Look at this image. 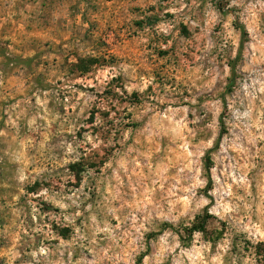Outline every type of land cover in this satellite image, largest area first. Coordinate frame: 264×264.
Masks as SVG:
<instances>
[{
  "label": "rangeland",
  "instance_id": "rangeland-1",
  "mask_svg": "<svg viewBox=\"0 0 264 264\" xmlns=\"http://www.w3.org/2000/svg\"><path fill=\"white\" fill-rule=\"evenodd\" d=\"M0 264H264V0H0Z\"/></svg>",
  "mask_w": 264,
  "mask_h": 264
},
{
  "label": "trees",
  "instance_id": "trees-1",
  "mask_svg": "<svg viewBox=\"0 0 264 264\" xmlns=\"http://www.w3.org/2000/svg\"><path fill=\"white\" fill-rule=\"evenodd\" d=\"M75 67H79L78 64L75 65ZM202 223H203V222H202ZM197 227H198L199 229H202V228H203L202 224H200V226H193V228H192V230L190 231V233H192L193 231H195L196 229H198Z\"/></svg>",
  "mask_w": 264,
  "mask_h": 264
}]
</instances>
